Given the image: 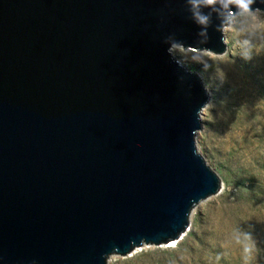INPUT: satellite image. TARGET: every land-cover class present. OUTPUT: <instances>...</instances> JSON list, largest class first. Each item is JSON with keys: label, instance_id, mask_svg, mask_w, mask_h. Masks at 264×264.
Returning <instances> with one entry per match:
<instances>
[{"label": "water", "instance_id": "obj_1", "mask_svg": "<svg viewBox=\"0 0 264 264\" xmlns=\"http://www.w3.org/2000/svg\"><path fill=\"white\" fill-rule=\"evenodd\" d=\"M242 11L264 0H0V264L183 239L222 180L196 142L210 94L171 50L224 54Z\"/></svg>", "mask_w": 264, "mask_h": 264}, {"label": "rangeland", "instance_id": "obj_2", "mask_svg": "<svg viewBox=\"0 0 264 264\" xmlns=\"http://www.w3.org/2000/svg\"><path fill=\"white\" fill-rule=\"evenodd\" d=\"M234 16L235 23L224 30V54L172 51L201 77L211 96L196 142L221 178L222 190L194 208L176 246L112 255L111 264H264V116L250 112L264 99V12Z\"/></svg>", "mask_w": 264, "mask_h": 264}, {"label": "bare ground", "instance_id": "obj_3", "mask_svg": "<svg viewBox=\"0 0 264 264\" xmlns=\"http://www.w3.org/2000/svg\"><path fill=\"white\" fill-rule=\"evenodd\" d=\"M245 12H247V11H242V12H239L240 14H244ZM238 13V14H239ZM235 23V16H233L231 19H230V22H229V27L227 26L225 29H227V28H230L233 24ZM175 48H177V46H175V47H173L172 48V50H171V53H172V51H174V49ZM173 55V54H172ZM258 96V95H257ZM260 96V95H259ZM258 96V98H260ZM260 99H262V98H260ZM211 104H212V101H211V96H210V101L208 102V104L206 105V107L202 110V112H201V118L203 117V114L204 113H206L207 111H208V108L211 106ZM246 106L248 107V109H249V107L251 106V104H250V102H247L246 103ZM255 108H257V109H259L258 111L257 110H255ZM255 111V115H253V117H262V116H264V99H262V103H261V105H259V106H257V107H253V106H251L250 107V112L251 111ZM211 198H213V197H211ZM201 204V203H200ZM196 210L197 209H195L193 212H192V215L191 216H193L194 215V213L196 212ZM176 242H174V243H172L171 245H169L168 247H173V246H176ZM113 258L114 257H112L111 259H109V261H108V264H111V262L113 261Z\"/></svg>", "mask_w": 264, "mask_h": 264}, {"label": "clouds", "instance_id": "obj_4", "mask_svg": "<svg viewBox=\"0 0 264 264\" xmlns=\"http://www.w3.org/2000/svg\"><path fill=\"white\" fill-rule=\"evenodd\" d=\"M213 2V0H208V3H212ZM202 22H203V20H202Z\"/></svg>", "mask_w": 264, "mask_h": 264}]
</instances>
